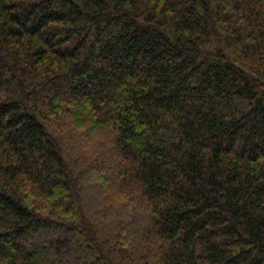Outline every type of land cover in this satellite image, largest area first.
Instances as JSON below:
<instances>
[{
    "label": "trees",
    "instance_id": "16d2710c",
    "mask_svg": "<svg viewBox=\"0 0 264 264\" xmlns=\"http://www.w3.org/2000/svg\"><path fill=\"white\" fill-rule=\"evenodd\" d=\"M0 264H264V0H0Z\"/></svg>",
    "mask_w": 264,
    "mask_h": 264
}]
</instances>
